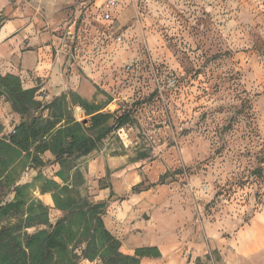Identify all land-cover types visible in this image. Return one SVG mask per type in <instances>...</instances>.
<instances>
[{"label": "rangeland", "instance_id": "1", "mask_svg": "<svg viewBox=\"0 0 264 264\" xmlns=\"http://www.w3.org/2000/svg\"><path fill=\"white\" fill-rule=\"evenodd\" d=\"M95 2L75 0L65 12L38 16L41 24L54 17L52 34L68 43L59 64L66 81L74 78V93L113 114L110 124L123 115L129 119L75 163L76 191L95 202L112 178L140 175L141 182L118 200L150 190L182 197L188 209L195 205L198 221L226 215L232 187L258 186L254 178L264 161V0H120L108 27L96 22ZM73 116L89 119L78 106ZM18 121L0 99V135ZM42 159L45 165L25 170L20 183L37 186L41 175L61 184L59 165L48 153ZM96 159L107 162L101 178L90 169ZM223 180L230 186L225 195L217 186ZM257 191L264 195L253 188L246 202ZM32 195L45 206L50 198L51 223L61 216L50 194ZM226 228L228 237L237 230ZM199 261L221 264L214 255Z\"/></svg>", "mask_w": 264, "mask_h": 264}, {"label": "trees", "instance_id": "2", "mask_svg": "<svg viewBox=\"0 0 264 264\" xmlns=\"http://www.w3.org/2000/svg\"><path fill=\"white\" fill-rule=\"evenodd\" d=\"M0 99L19 117L7 134L0 135V264H140L143 257H160L155 247L122 254L120 241L103 223L107 203L82 198L76 191L80 172L75 163L95 151L114 129L128 124L126 115L110 124L113 114L102 113L101 107L74 92L45 103L38 98L37 88L26 89L17 76L9 74L0 75ZM74 106L89 119L78 121ZM47 153L60 167L56 176L61 184L41 175L34 179L37 186L20 183L25 170L45 165L42 157ZM260 170L261 175L254 178L258 186H243L263 191L264 161ZM34 190L51 195L54 210L61 213L54 223L49 220V208L33 197ZM258 193L253 197L259 205L264 195ZM11 194L12 199L5 201ZM212 255L220 262L216 253ZM195 264H200L199 259Z\"/></svg>", "mask_w": 264, "mask_h": 264}, {"label": "crops", "instance_id": "3", "mask_svg": "<svg viewBox=\"0 0 264 264\" xmlns=\"http://www.w3.org/2000/svg\"><path fill=\"white\" fill-rule=\"evenodd\" d=\"M74 1L0 0L1 76H17L24 88H37L38 98L50 99L75 91L74 78L66 81L59 64L68 43L52 34L54 17L46 19L45 24H41L38 17L43 12H65ZM105 2L96 0L93 9L96 22L108 27L112 23L111 12L120 0L110 11V21L102 19ZM69 29L72 30V26ZM113 164L112 161L109 163L111 167ZM106 165L107 162L96 159L90 169L96 167L101 178ZM226 181L218 182L217 186ZM140 182V175H127L114 181L112 178L111 187L100 190L96 198L107 203L103 223L107 231L120 241L122 254L133 255L138 248L155 247L160 257H143L140 264H194V260L213 253L217 254L221 264H264V198L259 205L254 198L253 201L249 198L240 208L241 212L235 213L239 196L234 194L230 203L223 206L227 216L218 214L213 220L202 218L198 221L197 207H184L185 199L177 195L153 196L148 190L118 200ZM50 202V198H46L47 206ZM248 210L254 211L253 215L240 224ZM210 220L216 224H211ZM198 225L202 232L200 238ZM228 225L237 226L231 237L227 236Z\"/></svg>", "mask_w": 264, "mask_h": 264}, {"label": "built area", "instance_id": "4", "mask_svg": "<svg viewBox=\"0 0 264 264\" xmlns=\"http://www.w3.org/2000/svg\"><path fill=\"white\" fill-rule=\"evenodd\" d=\"M119 2V0H106L105 2V10H104V14H102V19L104 21H110V11L115 7V5ZM218 189L222 194H226V192H228L230 190V186L227 185V183H221L218 185ZM232 190L234 192V194H238L239 198L236 200V206H235V213L237 212H241L240 208L243 207V205L246 202V197L248 195V193L250 192L249 189H247L246 187L240 188L239 186L234 185L232 187ZM226 191V192H225ZM222 195V196H224ZM237 201H239V203H237ZM226 205L228 203H230V201L225 200L224 202Z\"/></svg>", "mask_w": 264, "mask_h": 264}]
</instances>
